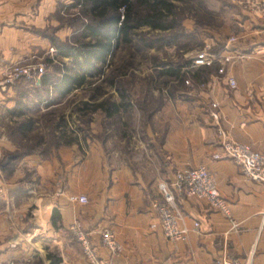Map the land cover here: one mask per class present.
<instances>
[{
	"label": "crops",
	"instance_id": "crops-1",
	"mask_svg": "<svg viewBox=\"0 0 264 264\" xmlns=\"http://www.w3.org/2000/svg\"><path fill=\"white\" fill-rule=\"evenodd\" d=\"M238 9L227 23L230 34L211 40L221 48L228 37L238 36L233 49L239 57L227 67L235 87L217 66L209 67L215 70L207 74L203 89L174 98L166 94L157 107L147 109L151 112L142 129L135 120L121 118L113 141L111 136L87 138L81 147L53 145L45 152L20 155L26 138L20 132L9 134L8 126L17 118L9 113L19 93L15 84L4 86V72L51 46L41 31L57 25V3L0 0V111L5 108L7 113L0 118V160L17 155L4 172L0 194V264H51V256L60 258V264H91L70 230L75 220L89 232L102 264H162L169 259L218 264L224 254L242 264H264V183L245 175L233 159L214 158L223 137L208 112L217 102L226 136L264 152V12ZM199 165L214 173L231 215L205 200L176 193L187 225L198 221L200 227L186 240L172 243L160 226L152 227L158 222L152 200L163 197L159 183L170 184L177 170ZM79 194L89 202L69 199ZM105 228L122 244L120 256L103 246L100 232Z\"/></svg>",
	"mask_w": 264,
	"mask_h": 264
},
{
	"label": "rangeland",
	"instance_id": "rangeland-1",
	"mask_svg": "<svg viewBox=\"0 0 264 264\" xmlns=\"http://www.w3.org/2000/svg\"><path fill=\"white\" fill-rule=\"evenodd\" d=\"M56 3L57 10L53 16L57 25L46 26L43 30L48 34L56 35L60 40L73 41L79 32L77 30V17L81 15L80 8L72 6L74 0H56ZM208 3L216 10L220 11L223 8V11L219 13L220 15L214 16L212 27L198 28L191 15L185 19L184 27L194 35L192 40L184 41L187 44V48L191 49L179 48L175 43L156 42L164 34L150 32L148 28H143L141 31L145 40L144 38L141 40L134 39L132 43L120 44L115 53L109 58L103 75L94 78L91 83L86 84L84 87L74 90L67 97L57 99L50 109H39V112L28 114L30 117L38 118L39 121L35 130L24 141L25 147H32V151L45 152L50 150L53 145L57 148L65 146V144H68L66 145L68 148L74 145L81 147L82 143H86L87 138L95 140L111 136L109 140L113 141V136L118 132L116 120L118 117L120 119L124 118L125 121L131 120L132 122V120H135L138 124L137 127L142 129L146 122V117L151 112H147V109L150 110L157 107L166 94L170 98H174L175 94L179 92L190 91V89L191 91L192 89H203L206 75L201 76L199 80L196 79L194 75H196L198 67H194L192 62L190 65L187 62L192 61L195 53L203 49L206 43H211V40L215 39L211 36L215 35V37L221 39L227 37L230 34L227 23L231 18V13L239 11V6L233 10V7H230V9L227 8L228 11H224V8L229 6V3H233L232 0H208ZM65 31L68 36L64 37V39L58 36V34L64 35ZM152 41H155L154 46H149ZM220 46L215 45V50H219ZM52 47L55 49L54 52L50 51ZM56 55L57 48L51 43L47 50L40 51L30 60L19 62L30 65L32 69V76L17 81L24 91L30 92V97L32 95L30 89L39 84L42 73L55 70L54 66L47 62V58H53L55 63H57L59 58ZM64 61L69 63L67 59H64ZM164 63L187 65L183 69L188 74L181 80L164 77L160 75L161 69L164 68ZM210 70L214 71L215 68ZM113 78L121 81L124 86H128L131 108H124L117 117L110 118L106 116L102 109H94V105L105 100L110 102H118L120 100L115 86L111 83ZM186 79L190 80L189 84L185 83ZM17 82H15V85ZM154 93H156V96H154ZM145 97H148V99L144 104ZM85 103L89 104L87 108ZM140 105H146V110L141 108ZM47 111H52L56 115L55 124L58 121H62L63 129L53 130L51 128V124L43 117ZM4 116H7L5 108L0 111V118L2 119ZM22 119L24 118H15L13 122L15 120L21 121ZM5 123L7 125L9 122ZM16 156L14 153L6 155L0 162L5 160V166L10 167L14 163Z\"/></svg>",
	"mask_w": 264,
	"mask_h": 264
},
{
	"label": "trees",
	"instance_id": "trees-1",
	"mask_svg": "<svg viewBox=\"0 0 264 264\" xmlns=\"http://www.w3.org/2000/svg\"><path fill=\"white\" fill-rule=\"evenodd\" d=\"M72 6L79 7L83 15V17L81 15L77 17L79 32L73 41L68 42V40H60L54 34L41 31L49 36L52 45L57 48L56 56L59 59L55 63L53 58H47V62L52 64L55 70L42 73L39 84L30 89L31 97L30 92L24 91L18 82L15 85L19 93L18 101L9 114L12 119L14 116L24 119L15 120L9 125V134L20 132L24 138H27L35 130L39 121L36 117H30L29 113L39 112L43 105L45 108L53 106L57 99L67 97L74 90L84 87L94 78L103 75L109 58L120 44L132 43L134 39L144 38L145 40L141 31L143 28H148L150 32L164 34L156 42L175 43L179 48H187L184 41L192 40L194 35L184 27L185 19L191 15L198 28L212 27L214 16L223 11V8L220 11L214 9L208 0H74ZM230 7H233L232 10L237 8L234 3H229L224 11H228ZM211 37L216 38L215 35ZM154 42L149 43V46H154ZM64 59L69 60V63ZM191 62L188 61L187 64L190 65ZM184 66L187 65L164 63L160 75L181 80L188 74L184 71ZM210 69L206 66L200 67L194 76L198 80L203 75L207 77V74L211 72ZM111 83L115 86L120 100L118 102L105 100L94 105V109H102L110 118L117 117L124 108H131L128 86H124L121 81L114 78ZM147 99L148 97L144 98V104ZM85 104L87 108L89 104ZM145 106L140 105L146 110ZM43 117L48 120L53 130L64 128L62 121L55 124L56 115L52 111H47ZM117 128L120 126L117 125ZM20 145L22 146L20 155L32 152V147ZM12 166L13 164L10 167L5 166L4 172ZM53 219L56 224L57 211H54ZM51 260V264L61 262L60 258L55 256H51Z\"/></svg>",
	"mask_w": 264,
	"mask_h": 264
},
{
	"label": "built area",
	"instance_id": "built-area-1",
	"mask_svg": "<svg viewBox=\"0 0 264 264\" xmlns=\"http://www.w3.org/2000/svg\"><path fill=\"white\" fill-rule=\"evenodd\" d=\"M246 11L264 12V0H232ZM236 34L228 37L221 49L215 50L212 43H206L204 48L197 51L192 58L194 67H213L217 66L219 74H226L228 82L235 87V78L227 74V67L233 64L239 57V53L233 49L237 42ZM52 47L50 51L54 52ZM32 76L30 65L13 63L6 67L4 72V85H12L25 77ZM190 83L189 79L185 80ZM212 119L219 126V133L223 137L221 143V152L214 155V158L220 159L227 157L233 159L241 168L242 172L253 180L264 183V152L257 151L249 143L229 139L220 127V113L217 102H212L208 108ZM6 161L0 162V194L4 188V167ZM159 189L163 195L162 198L152 200V207L156 212L158 222L152 224V227L160 226L165 237L172 243L186 240L192 230L197 231L200 227L198 221L194 222L193 227H189L185 221V215L179 208L176 201V193L187 195L207 201L213 208L219 209L230 216V206L221 195L217 179L214 173L205 165L196 167H187L175 172L173 181L159 183ZM69 199L73 202L82 204L88 203L89 198L85 194L71 195ZM70 230L75 239L81 244L85 256L91 264H102L98 259L95 249L89 238V232L83 224L75 220L70 226ZM101 242L103 246L115 256H120L123 252V246L119 242L115 232L110 228H105L101 232ZM218 264H242L237 258H232L227 254L222 255ZM6 264H26L25 261H9ZM108 264V263H107ZM162 264H186L175 260H166ZM251 264V263H250Z\"/></svg>",
	"mask_w": 264,
	"mask_h": 264
}]
</instances>
